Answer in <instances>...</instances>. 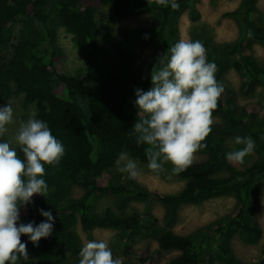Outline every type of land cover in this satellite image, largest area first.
<instances>
[{
  "label": "trees",
  "instance_id": "16d2710c",
  "mask_svg": "<svg viewBox=\"0 0 264 264\" xmlns=\"http://www.w3.org/2000/svg\"><path fill=\"white\" fill-rule=\"evenodd\" d=\"M199 1L178 0L180 7L172 10L157 0H0V106L22 97L23 109L35 108L36 118L48 123L65 149L58 165H45V196L34 195L33 203L20 209L23 223L45 220L41 208L52 211L55 218L52 235L39 241L37 260L27 264H67L68 255L79 256L83 246L75 231L79 222L84 232H121L128 241L122 252L123 264H246L236 255L233 240L239 235L246 245H255L264 234L256 220L264 179V113L260 103L238 105L223 79L236 70L241 77L240 92L247 97L264 87V65L252 48L254 43L264 46V28L256 26L258 0L242 1L237 13L242 36L234 42L213 44L206 54L217 65L216 80L224 88L212 117L220 116L224 122L211 125L204 141L207 148L195 153L205 159L177 175L186 182L183 190L172 195L148 190L128 176L117 181L112 172L121 152L148 164L147 145H137L132 129L138 119L145 118L134 106L135 89L153 87L151 73L181 40L183 8ZM106 6H112L120 17L148 13L158 21L147 30H121L115 51H110L100 42L97 20ZM192 16L199 19L196 10ZM18 24H22L20 37L12 44ZM61 27L73 35L86 63L81 78L67 74L66 54L58 45ZM105 34L108 39L110 35ZM148 43H154L155 53L142 63ZM228 133L251 136L257 160L228 162L225 154L234 151L227 143ZM3 139L9 141L7 134ZM17 152L23 159L19 147ZM74 188L84 191L80 198L74 197ZM104 195L114 197L121 209L108 207L96 212L95 201ZM227 195L236 198V207L227 218L190 235L173 231L183 206ZM132 198L160 202L165 207L163 221L150 213L125 211L127 199ZM21 240L27 247L31 243L26 235ZM141 241L147 244L139 247ZM151 241L157 243L153 250ZM172 252L178 255L163 263L164 256Z\"/></svg>",
  "mask_w": 264,
  "mask_h": 264
},
{
  "label": "clouds",
  "instance_id": "9594fccd",
  "mask_svg": "<svg viewBox=\"0 0 264 264\" xmlns=\"http://www.w3.org/2000/svg\"><path fill=\"white\" fill-rule=\"evenodd\" d=\"M157 3L172 10L180 7L178 0ZM158 64L161 67L151 73L153 87L147 91L135 89L134 106L145 118L138 119L132 129L137 145H147V168L159 174L165 171V164H171V174L178 175L193 164L195 153L207 148L204 141L211 132L212 114L224 88L216 80L217 65L208 60L198 40L176 42ZM13 115L10 104L0 106V264H18L21 260L27 264V242H22V235L38 247L42 238L52 235L55 218L52 211L41 208L39 212L45 220L23 223L20 209L33 203L34 195L45 196V165H58L65 149L48 123L31 113L14 138L22 159L12 142L3 139ZM235 143L243 147L227 152L228 162L242 163L256 146L251 136H237ZM115 165L131 180L141 175L137 162L126 152L119 154ZM79 257V264H123L103 240L88 241Z\"/></svg>",
  "mask_w": 264,
  "mask_h": 264
},
{
  "label": "rangeland",
  "instance_id": "374dc122",
  "mask_svg": "<svg viewBox=\"0 0 264 264\" xmlns=\"http://www.w3.org/2000/svg\"><path fill=\"white\" fill-rule=\"evenodd\" d=\"M243 0H200L199 3L190 7H184L179 20L180 38L181 40L200 41L207 52L211 51L213 44H220L225 42H234L238 40L243 34V25L240 24V18L237 14L241 7ZM257 7L260 10V18L256 22L257 27L264 28V0H258ZM199 14V19H195L193 12ZM234 13L233 15H230ZM97 20L100 26V42L105 45L110 51H115L118 41H120L121 30L140 29L147 30L152 28L158 18L152 14L140 13L130 17L118 16L112 6L103 7L100 14L97 15ZM22 24L15 27L12 44H16L20 37V30ZM106 32L110 37L106 39ZM58 45L66 54V71L67 74L81 78L84 74L86 63L79 53L74 37L64 27L59 28L58 31ZM254 55L260 64L264 65V46L254 43L252 45ZM156 46L154 43H148L143 51L141 62L143 63L155 53ZM223 85L226 86L234 95L238 105H246L248 103H260L263 106L264 113V87L257 89L253 96L247 97L241 94V77L236 70H231L223 79ZM10 104L13 107L14 115L13 121L9 124L8 132L6 133L11 146L18 148L19 145L15 143V135L22 123L26 122L31 113H35V108L28 111L22 107V97H17L12 100L4 101L3 105ZM213 123L222 124L224 119L220 116L212 117ZM227 143L232 150H238L243 145L235 143V136L230 133L227 134ZM128 154V153H127ZM134 159L141 175L137 181L141 183L148 190H158L164 194H177L183 190L186 182L177 175L171 174V164H165V171L157 174L147 168V164L141 163ZM256 154L252 153L247 156L243 163L249 164L257 160ZM205 157L194 154V161H202ZM115 180L122 181L124 177L128 176L126 173H121L115 168L112 170ZM261 198L256 214V220L260 224L264 233V179L260 182ZM73 195L80 198L84 191L81 188H74ZM123 209L125 211L138 210L142 213H150L155 215L160 221H163L165 215V207L156 200H149L148 202L135 201L127 199ZM118 208V201L109 195L99 197L95 201V211L102 212L106 208ZM236 207V198L233 195L214 197L199 205H185L180 209L177 223L172 228L173 231L180 235H190L196 230L208 226L222 218H227ZM76 233L79 235L82 245L90 240H103L111 248L114 258L119 257L124 260L123 249L127 245V240L123 238L121 232L108 229H95L91 232H84L80 222L75 227ZM147 241H141L139 247L145 246ZM157 246L155 241L150 242V248L153 250ZM233 247L236 255L246 264H258L264 260V234L263 238L255 245H246L242 242L239 235L233 240ZM28 253V261H36L38 258V247L33 246L32 242L26 248ZM178 252H172L164 256L163 263L169 262L176 257ZM79 256L68 255L67 264H79ZM25 263L23 260L18 264Z\"/></svg>",
  "mask_w": 264,
  "mask_h": 264
}]
</instances>
